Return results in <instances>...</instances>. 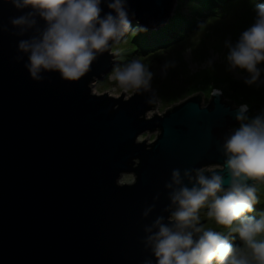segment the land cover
Segmentation results:
<instances>
[{
    "label": "water",
    "instance_id": "95a60500",
    "mask_svg": "<svg viewBox=\"0 0 264 264\" xmlns=\"http://www.w3.org/2000/svg\"><path fill=\"white\" fill-rule=\"evenodd\" d=\"M173 4L127 0L131 22L147 31L174 15ZM21 14L0 0V264H155L144 228L169 215L172 171L223 164L238 106L212 90L203 107L198 92L146 118L151 93L91 92L114 65L109 52L78 82L59 73L36 82L27 56L17 60L31 34H15L10 19ZM143 133L155 138L139 141ZM124 174L133 181L119 183Z\"/></svg>",
    "mask_w": 264,
    "mask_h": 264
},
{
    "label": "clouds",
    "instance_id": "9594fccd",
    "mask_svg": "<svg viewBox=\"0 0 264 264\" xmlns=\"http://www.w3.org/2000/svg\"><path fill=\"white\" fill-rule=\"evenodd\" d=\"M23 14L10 19L18 36L17 57L27 56L25 68L32 80L41 82L44 73H59L67 82L85 77L93 63L133 27L127 0H6ZM102 3L110 9L103 13ZM28 10V11H24ZM254 22L237 40L224 41L228 71L245 73L248 85H264V3L256 5ZM40 21H43L41 26ZM213 61H209L212 64ZM174 66V62L164 65ZM166 75V71H162ZM154 73L139 59L113 68L111 79L124 93H151L155 102ZM249 105L237 107V127L224 137V163L213 167L174 169L169 190L167 218L157 216L145 226L144 244L155 264H264V212L253 215L258 202L257 184L264 183V111L249 115ZM227 171L226 181L223 173ZM187 181V183H185ZM251 182V183H250ZM227 183V187H225ZM191 185V187H189ZM158 199V197H157ZM155 205L147 208V218ZM227 233L206 228L201 210ZM238 239L239 244L234 243ZM144 264H152L146 260Z\"/></svg>",
    "mask_w": 264,
    "mask_h": 264
},
{
    "label": "rangeland",
    "instance_id": "374dc122",
    "mask_svg": "<svg viewBox=\"0 0 264 264\" xmlns=\"http://www.w3.org/2000/svg\"><path fill=\"white\" fill-rule=\"evenodd\" d=\"M182 1L174 0V15L166 23L161 25L157 30L147 31L152 47L145 49L143 52L136 53L133 51L131 53L129 39H126V35L119 43L112 45L109 53L114 57V65L101 80H96L92 83L91 92L93 94L101 95L106 93L111 97H119L123 91L111 79L114 66L117 64L122 65L132 59H139L154 73L151 84L155 92L156 106L155 110L152 109L146 113V118H149L154 111L157 115H160L173 104H177L198 92L202 94L201 105L203 107L209 102L212 90L215 89L220 93L222 92L220 86L224 79L225 81L226 79H232L235 82H240L245 86L247 85L248 87L246 88L250 90H261L263 92L261 98L264 99V85H248L243 79V76L246 75L245 73L228 71L226 62L227 49L224 47L226 39L231 38L235 42L239 34L254 22L256 6L248 7L246 2H239L237 0L230 7L231 13L228 17H205L202 29H198V26L188 28L187 25L182 23L178 26L177 30L181 29L185 31L186 35L181 38L174 31L176 26H172V29H168L169 33L166 36L168 39L165 43H159L160 36L158 35L156 36L158 38H155L158 41L153 43L151 39L152 34H156L155 32L165 26H169L173 22L175 14H178L183 20L190 19L191 12L189 7L191 6L184 4ZM137 24V21L132 22L133 27ZM191 30L194 32H190ZM210 60L213 61L212 64H209ZM168 62H174V66L168 67L165 70L164 65ZM260 67L264 68V64L260 65ZM162 71H166V75H162ZM261 79H264V73H262ZM224 83L226 85V82ZM209 88L210 90H208ZM123 95L127 98L132 96L133 93H124ZM221 96L225 101H232L231 105L233 107L239 104L233 102V98ZM262 101L264 102V100ZM262 111H264V108L249 112V115L255 116ZM237 126H231L228 130L232 131ZM145 138L147 143H150L155 138V133H143L139 135L138 140L142 141ZM132 181L133 177L130 174H124L119 179V183L121 184H128ZM262 185L264 184H257L258 202L261 201L260 199L264 200V187ZM206 211V209L201 210V221L204 226L226 234L228 230L217 225L214 220L207 218ZM262 212H264V208L261 210ZM259 215L260 213L258 214V218ZM233 242L236 244L240 243L239 240Z\"/></svg>",
    "mask_w": 264,
    "mask_h": 264
},
{
    "label": "trees",
    "instance_id": "16d2710c",
    "mask_svg": "<svg viewBox=\"0 0 264 264\" xmlns=\"http://www.w3.org/2000/svg\"><path fill=\"white\" fill-rule=\"evenodd\" d=\"M237 0H183L182 2L184 4H187L191 7H189L191 16L189 20H186L181 18L178 14H175L176 16L173 19V22L169 24V26H165L164 28L160 29L159 31L155 32L156 34H152V41L153 43L158 41L155 38L157 35L160 36V44L165 43L168 38H166L167 34L169 33L168 29H172V26H176L174 28V31H176V35L178 37H182L185 34V31H182L181 29H178V26H180L182 23L187 25L188 28H191L193 26H198V29H202L203 27V20L205 17H214V18H224L228 17L231 13L230 7H232ZM239 2H246L248 7L256 6L257 4H260L261 2H264V0H238ZM198 15V16H196ZM199 17V18H198ZM137 26V25H136ZM134 26V27H136ZM194 32V31H190ZM129 39V47L131 48V53L134 51L136 53L143 52L145 49L152 47V43L149 41V36L147 31L145 32H129L126 34V39ZM127 39V40H128ZM226 82V85L225 83ZM221 87V95L233 98V102H237L241 104H247L249 105V112H253L254 110L263 109L264 108V102L261 97L263 96V92L261 90H250L247 89V85L240 82H235L232 79H225L222 80ZM210 90V88L208 89ZM262 99V100H261ZM251 102V103H250ZM264 187V185H262ZM260 187V186H258ZM263 196V195H261ZM261 201L257 202V204L254 206V213L253 215H256L258 217V214L261 213V210L264 208V200L260 199ZM236 239L235 241H237Z\"/></svg>",
    "mask_w": 264,
    "mask_h": 264
}]
</instances>
